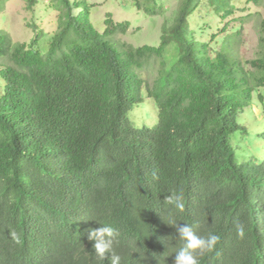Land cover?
<instances>
[{
    "label": "trees",
    "instance_id": "16d2710c",
    "mask_svg": "<svg viewBox=\"0 0 264 264\" xmlns=\"http://www.w3.org/2000/svg\"><path fill=\"white\" fill-rule=\"evenodd\" d=\"M25 1L30 12L43 3L55 31L33 21L30 43L13 45L0 30V264H111L88 239L100 225L117 230L121 264H174L183 242L168 240L169 214L219 236L199 264H264V128L258 155L246 145L239 157L233 146L250 134L242 110L254 97L264 108V51L244 62L249 73L228 51L235 0H179L159 44L136 48L113 42L130 25L110 14L97 31L84 0ZM132 1L162 12L159 0ZM203 9L227 20L213 56L199 39L206 26L196 27ZM152 58L149 86L138 72ZM144 95L157 110L152 128L128 119ZM173 191L183 212L163 200Z\"/></svg>",
    "mask_w": 264,
    "mask_h": 264
},
{
    "label": "rangeland",
    "instance_id": "374dc122",
    "mask_svg": "<svg viewBox=\"0 0 264 264\" xmlns=\"http://www.w3.org/2000/svg\"><path fill=\"white\" fill-rule=\"evenodd\" d=\"M159 2L162 6V12L157 16L138 11L132 0H84L83 9L94 28L99 32L103 31L104 20L108 14L112 16L115 22H128L130 26L126 34H118L112 40L118 46L125 45L136 48L142 45L157 46L160 42L163 25H171L179 0H159ZM234 5L236 7L234 20L230 22L229 26H235L239 32L236 34L231 30L228 33L229 36L226 38L227 49L232 56L243 64L248 73L253 72L254 69L247 64L245 65L244 62L260 58L262 51H264V42L260 41V37L264 36L260 26L264 20V0L260 6L248 4L246 0H235ZM53 17L54 15L44 8L43 3L36 6L34 12H30L25 0H0V30L10 37L13 45L30 43L35 35L30 28L33 21L37 23L44 35L48 36L53 33L55 31L52 24ZM225 22L221 24L219 18L204 9L198 17L196 27L206 26L199 39L209 43L213 53L211 56L222 48L224 41L221 39L225 34H220L216 26L222 27ZM211 34L217 36L214 42L208 40ZM3 62L7 63L8 61ZM157 68L158 62L152 58L138 74L149 86H152L157 77ZM1 81L0 78V89ZM258 91L264 93L262 89ZM142 98V101L129 112L128 119L133 127L152 128L157 123V110L150 98L145 95ZM263 109V106L254 97L250 106L244 108L239 114V121H242L241 124L247 128L250 134L246 139H240L238 144L234 143L237 156L243 155L246 145L252 148V154H259L262 141L257 136V132L264 128Z\"/></svg>",
    "mask_w": 264,
    "mask_h": 264
},
{
    "label": "clouds",
    "instance_id": "9594fccd",
    "mask_svg": "<svg viewBox=\"0 0 264 264\" xmlns=\"http://www.w3.org/2000/svg\"><path fill=\"white\" fill-rule=\"evenodd\" d=\"M158 177L153 174V180ZM167 205L174 209L183 212L185 209L183 193L171 192L164 199ZM163 221L170 227L176 230L175 236H170L168 240H180L182 245L178 248L174 255V264H199L198 257L212 251L219 241V236L211 231L207 235H198L190 224L179 223L176 216L169 214L166 220ZM100 225V224H99ZM236 236L238 239H243L246 234L245 225L239 221L234 223ZM15 236V233H13ZM118 236L117 230L108 225L96 229H90L88 239L94 241L93 249L96 257L101 261L108 257L111 264H121L122 257L114 251V242Z\"/></svg>",
    "mask_w": 264,
    "mask_h": 264
}]
</instances>
